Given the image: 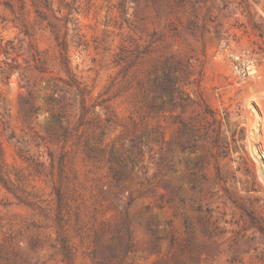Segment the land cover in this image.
I'll return each instance as SVG.
<instances>
[{"label": "rangeland", "instance_id": "obj_1", "mask_svg": "<svg viewBox=\"0 0 264 264\" xmlns=\"http://www.w3.org/2000/svg\"><path fill=\"white\" fill-rule=\"evenodd\" d=\"M0 264H264V0H0Z\"/></svg>", "mask_w": 264, "mask_h": 264}, {"label": "trees", "instance_id": "obj_2", "mask_svg": "<svg viewBox=\"0 0 264 264\" xmlns=\"http://www.w3.org/2000/svg\"><path fill=\"white\" fill-rule=\"evenodd\" d=\"M176 72L177 71H175V69L169 70L166 74H164V76L159 81L156 82L155 85V92L158 95L157 98H161L162 95H165L168 98V103L171 105L175 104L176 102L175 101L176 99L174 98V94L179 92L178 87L176 86L175 83ZM152 107L161 109L163 107V102H160V104L158 105L152 104ZM208 113L213 114L212 112L211 113L208 112ZM198 120H201L199 121L198 126L183 121H179L180 128L178 132L180 133V135L186 134L189 137V139L185 143L180 144V148L182 150L194 148L195 139L201 138L204 135L205 136L209 135V131L216 132V130L212 131V129H210L211 125L217 123V119L214 116L210 115V119H208L206 115L201 114ZM200 130H202L201 133L199 132ZM211 143L214 144V146L218 147L219 141L217 137H212Z\"/></svg>", "mask_w": 264, "mask_h": 264}]
</instances>
